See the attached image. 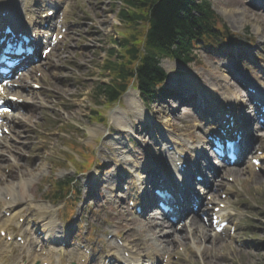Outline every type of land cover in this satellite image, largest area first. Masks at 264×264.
<instances>
[{"label":"rangeland","instance_id":"1","mask_svg":"<svg viewBox=\"0 0 264 264\" xmlns=\"http://www.w3.org/2000/svg\"><path fill=\"white\" fill-rule=\"evenodd\" d=\"M208 1L236 37L231 42L222 43L221 49L213 54H208L199 47L195 52L197 58L187 66H181L171 59L161 60L162 67L170 79L176 80L179 85L174 86L177 89L175 93H165L167 89L173 90L172 83L167 81L159 89L161 95L145 105L155 122V125L146 128L148 134L145 137L136 129L138 124H146V118L142 113H137L126 95L119 106L109 109L103 105L99 107L101 113L107 116L104 125L93 122L92 118V111L97 109L96 101H99L95 98L94 87L98 81L103 84L110 80L108 72L103 75L101 69L103 57L112 46L113 35L118 31V36L122 35V26L119 27L116 16L118 6H115L112 0H69L67 19L74 27H70L58 50L44 59L34 75L26 78L27 83L40 78L43 82L45 79V82L41 83L44 89L35 91L38 96L35 100L37 104L29 107V121L18 124L14 140L3 150L7 158L0 162V210L13 199L15 192L18 202L17 215L13 218L4 216L5 219H10V230L14 228L20 233L24 231L25 234L27 229L19 226L18 216L28 217L32 209L31 214L37 218L41 217V222L49 228H60L59 230L63 231L61 228L65 226L66 243L80 239L83 230L88 229L87 238L90 237L92 242L101 239L106 244L108 239L100 233V220L109 218L115 224L119 223L116 231L122 238L126 236L130 242L135 241L136 237L142 238L136 249L143 259L149 250L152 251L154 245H148L144 241L146 228H140L134 210L121 200V185L126 183L124 171L114 158L111 159V152L116 151V148L130 150L138 166L144 165L146 170L151 167L152 159L156 165H160L161 159L152 153V149L154 140L164 134L163 130L167 129L174 140L180 135L189 138L195 137L197 133L193 132H197L204 124L194 114L187 113L189 109L184 106L185 103L178 100L179 94L182 93L181 88L186 84L200 86L202 83L215 88L222 80L226 87L231 86L233 82L236 83L231 76L224 81L228 67L236 69V77L264 84V0H244V4L238 0ZM118 4L116 2V5ZM185 68L190 69L194 76H190ZM188 78L194 80L191 79L187 83L185 80ZM210 79H213L212 82L216 85L211 86ZM196 82L198 84H195ZM220 95L223 96V92ZM120 109L128 114L132 126L134 124L135 131L139 134L135 135L134 139L115 119L114 114ZM170 119L174 127L169 126ZM196 127L198 129L194 130ZM115 139H120L119 144H111L110 141ZM86 150L95 153L97 160L92 157L91 162L97 163L91 170L77 176L75 188L80 194L67 199L68 203L53 204L48 201L46 195L50 188L49 181L74 177L78 167L75 163L84 159L82 152ZM72 155L76 158L74 163L70 161ZM109 155L110 159H107ZM27 168L30 169L26 170ZM230 171H222V175H232ZM144 172L141 171V177L147 179ZM93 174H97L100 180L107 181L109 178L123 177L117 185L120 198L112 207L111 215L104 214L105 199L102 198L110 189L102 183V197L98 196V192H94L97 184L92 181ZM234 177L236 181L233 183L221 178L223 185L217 187L219 192L216 196L228 205L227 210L231 218L237 222L236 233L225 232L214 241L212 238L206 239L208 236L201 239L198 237L196 245L199 246V251L193 244L192 236L184 241L178 236L173 246L171 243L162 245V248L171 245L169 252L179 253L181 258L177 264H264V162L260 170L247 165L239 174L234 173ZM89 183L92 187L87 186ZM197 187L199 191L204 189V186ZM220 188L227 189L230 193L222 198ZM229 196L230 198L226 199ZM97 213L102 214L100 219ZM103 226L104 232L109 233L108 227ZM32 229L30 227L28 233H34ZM205 232L206 235L211 233L210 229ZM180 233L181 231L178 232ZM32 237L33 235L30 236L31 239ZM17 245L15 249L18 256H26L30 251L26 244ZM179 247L184 248V251ZM6 248H9L7 243L0 240V249ZM41 248H36V252L41 253L38 251ZM66 249L69 250L70 246ZM36 252L29 254L28 260L38 258ZM4 256L10 259L13 257L12 253ZM64 258L80 261V255L76 251L64 254ZM8 261L9 258L6 263Z\"/></svg>","mask_w":264,"mask_h":264},{"label":"trees","instance_id":"2","mask_svg":"<svg viewBox=\"0 0 264 264\" xmlns=\"http://www.w3.org/2000/svg\"><path fill=\"white\" fill-rule=\"evenodd\" d=\"M118 16L125 27L124 50L119 58L105 61L113 79L110 85L99 87L110 102L118 99L132 81L149 93L152 85L166 77L158 66L159 58L188 60L186 54L192 52L194 43L216 42V34L224 30L207 0H123ZM68 187L57 182L55 198L66 197Z\"/></svg>","mask_w":264,"mask_h":264},{"label":"bare ground","instance_id":"3","mask_svg":"<svg viewBox=\"0 0 264 264\" xmlns=\"http://www.w3.org/2000/svg\"><path fill=\"white\" fill-rule=\"evenodd\" d=\"M50 1H51V3L53 2V0H49V1L48 0H0V12L6 11L8 9H12L13 15L16 16V18H14V20L17 23L18 22L21 23L23 28L28 27V29L30 28L33 31H35V30L37 31V29L39 27H41V25L45 21H47V19L43 18V16H44L43 14L46 11L50 10V8H46L47 7L46 5H48V2H50ZM238 1H240L241 4H244V0H238ZM0 23L1 24L4 23L5 26L7 24H15L13 22L12 18L7 19V18L2 17L1 15H0ZM5 26H2V29H5L6 28ZM43 27H41V28L44 29ZM54 31H55V29H54ZM229 71H230V73H235V71L232 70V68H229ZM181 92L183 94H188V95L190 94L191 95L192 94V89L191 90H186V91L185 90H181ZM173 93H175V92H173ZM127 97L129 99V103L131 104V106L137 110V113H142L145 116V118H146L145 121L152 123V117H151L150 113L147 112V110L144 107L143 103L139 99V94L136 91H131V92H129L127 94ZM224 98H225L226 104H232L231 102L234 99H236V98H234L232 96V94H231V92H229V90L227 92V95H225ZM16 105H17V103H16ZM219 107H220V105H219ZM219 107L218 108L215 107L216 108L215 110H219L220 109ZM114 115L116 117V118L115 117L114 118L116 119V121H118V123L120 124L121 127H123L124 129L134 130V124L132 126V122L130 121L129 116H128V114L125 111H119V112H117V114L115 113ZM224 118H225V114H223L222 117H221V119H223L222 122L224 121ZM207 123H208V125H211V124L215 125V122L214 121L212 122L211 120L208 121ZM169 126H173V123L171 122V119H170V122H169ZM146 127H147L146 124H145V126H143L142 124H138L137 132H139V134H141L142 136L144 135L146 137L147 136L146 134H148V131H146ZM139 128L141 129V131H138ZM239 128H241V127H239ZM165 137H166L165 140H162V141L155 140V144H154L155 146H154V149H152V153L158 159L160 158V159L164 160V159L167 158V159H169L171 161L173 154H170L171 152H169L167 150V148L165 149L166 151L163 150L164 146L167 147V144H176L178 148L183 149V147L181 145L182 142L177 140V143H173L172 141H168V140L171 139V138L168 137V135L165 134ZM160 138H164V135L160 136ZM261 138H263V137H260V139ZM184 140H186L187 144L189 145V139H184ZM201 140H204V138H202ZM166 141H168V142L166 143ZM110 142H111V144H112V142L115 143V145L119 144L118 139L117 140H111ZM164 142H165V144H164ZM194 148L195 149L193 151L194 152L196 151L197 154H198L200 152L202 153V148H204V147L203 146L202 147L195 146ZM118 149H120V150L117 151ZM129 151L130 150L125 149V148H116V151L111 152L110 155H112L111 159L114 158L116 160V162L125 170V173L129 175L130 180L132 182L131 184L133 186V190L132 191L136 192L135 189H139V188L145 187V184H146L145 181L147 182L149 180H146L145 178H142L144 176L141 177V175L138 174L139 173L138 172L139 168H138L137 164L134 161V155L132 153H130ZM168 152H169V154H168ZM110 155L107 157V159L108 158L110 159ZM183 161L190 163L188 158L187 159L184 158ZM214 163L218 164L219 162H217V161H215L213 163L211 162V168H213V170L216 172V170H218V169H216V167H214ZM223 165L224 164H222V166ZM154 168H156V170L158 172H167L168 171L167 169L164 168L162 162H161V165L159 167L154 166ZM29 169L30 168H27L26 170H29ZM142 169H144V166L141 167V170ZM239 172H240V170L236 171V173H239ZM134 173L138 174L137 176H139V178L138 177L135 178L133 176ZM97 176H98L97 174L93 175V177H95V178H97ZM161 178H165L167 180V183L165 181H162V182L158 183L160 185H164L165 184V186L168 187V188L173 186L176 191L185 192V194H187V195H188V190H193L184 181V179L182 180L183 184H179V183H177L178 180L176 181L173 176L171 178H169V177H166V175L164 174V175L161 176ZM101 181H102V183H105L107 180H101ZM108 181H110V183H111L110 186H116L117 187L115 179L109 178ZM158 181H160V180H158ZM148 184H149V182H148ZM18 187H19V185L17 186V188ZM156 187H158V185H156ZM191 192H192L191 195L194 196V198H193L194 202H195V200L200 201L202 204L205 202V199H203L200 196V193H196V192H194V190L191 191ZM16 194H17V192H15L13 194V198H14L15 201H10L9 203H6L4 205L6 211H10L11 213H13L10 216L11 218H13L16 215L17 211H18V209H17L18 202L16 201ZM0 195H2V194H0ZM121 195H124V192H121ZM187 195L184 196L185 200H186V196ZM0 198H1V196H0ZM140 200H141V198H139L138 204H139ZM176 203H177L176 204V206H177L176 208H178L180 206L181 202L179 201V203L178 202H176ZM40 209H42V208H40ZM157 213H161V212H159V210L153 211L154 215L151 217V219L149 221L150 223H153L154 219L158 217ZM226 214H228V213L226 212ZM187 215L188 216H186V218H189L190 221L192 222V225H191L192 226V231L191 232H192V240H193L194 244L195 245L197 244L196 239L198 237L201 239V237H203V236H208L206 239H209L211 235H206L207 233L204 231L206 229L205 225L202 222V220L199 218V216L197 214H193V213H190V214L187 213ZM37 219H39L38 221H40L41 217H38ZM164 225H165V223H164ZM47 227H48V225H43V224L38 226V228L43 230V232L47 231L46 235H48L49 238H51V241H52V238H55L54 237V233H55L54 232V228L46 230ZM7 228L10 229V219L8 220V219H5L2 216H0V230L1 229H6L7 230ZM56 229H55V231H59V230H56ZM62 229H63V227H62ZM48 231H50V233ZM181 232L182 233L177 235V237L181 236V239H183V241L187 240L188 239V234H187L186 230L183 229V231H181ZM56 234H58V232H56ZM166 235H167V232H166ZM65 236H66V231H65ZM175 239H176V236H173L172 239L169 240V243H171L172 246H173V241H175ZM112 243L116 247H118L120 249V247L116 244V242L112 241ZM51 244H52V242H51ZM195 247L198 249V251L200 250L198 246H195ZM58 249H59V251H61V253H62V251H64V250H62L60 248H58ZM49 250H50V252H48ZM54 250H57V249L49 246L48 249H47V253H48L47 255L52 256V254L54 253ZM124 251H127L130 254V260H129L130 263L141 264L142 260L139 258L138 255L134 254V252H133V250L131 248L129 250L124 248ZM155 251L156 250L152 251L153 253H151L152 255L154 254V257H157L158 259H159V257H163V255H161V254H159L158 252H155ZM167 251H168V247H166V250L163 252V254L165 255V253ZM64 252H66V251H64ZM9 253H13V250L0 249V264H13V262L16 260V253L14 255L12 254L13 257H11V259L8 256H4V255H8ZM30 254H33V252H31ZM149 256H151V255H149ZM14 257H15V260H13ZM111 257L115 258L117 260V256L112 255ZM8 258H9V261L6 263ZM38 258H41V257L39 256ZM38 258L34 257L31 260H28V258H27L28 264H35L37 261L40 260ZM51 258L52 257H50V259ZM44 260H46V259H44ZM117 264H120L119 260H118ZM150 264H152V263L150 262ZM155 264H157V263H155Z\"/></svg>","mask_w":264,"mask_h":264}]
</instances>
